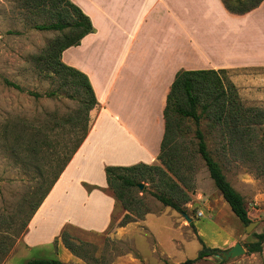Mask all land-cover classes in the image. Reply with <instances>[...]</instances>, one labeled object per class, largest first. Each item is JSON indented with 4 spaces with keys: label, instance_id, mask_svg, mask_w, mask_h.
I'll use <instances>...</instances> for the list:
<instances>
[{
    "label": "rangeland",
    "instance_id": "374dc122",
    "mask_svg": "<svg viewBox=\"0 0 264 264\" xmlns=\"http://www.w3.org/2000/svg\"><path fill=\"white\" fill-rule=\"evenodd\" d=\"M55 13L38 0H0V264H25L40 259H57L62 264H264V242L260 253H247V246L257 241L253 235L264 232V151L259 145L260 130L249 135L247 140L251 143L242 150L228 147L229 134L221 132L209 120H201L199 126L212 158L220 165L227 182L243 198L251 223H257L246 234L245 227L214 188L196 153L197 127L191 120H181L176 115L172 117L173 142L185 164L182 177L189 199L183 206V214L157 202L152 197L155 186L138 182L128 197L133 204L140 203L144 207L147 214L142 220L119 228L117 225L126 213L116 203L112 226L102 233L64 227L67 237L79 249V258H70L69 252L56 250V239L48 248L24 246L22 236L31 220L32 208L58 168L59 153H65L63 144L66 143L69 150L70 140L75 139L60 125L79 109L76 99L68 97L72 91L61 90L59 82L42 74L35 63V58L51 41L66 33L34 29L56 22ZM220 78L224 87L231 84L230 73ZM4 80L18 85L22 92L6 87ZM234 88L244 108L264 111L259 107L264 104L256 103L253 96L242 98ZM51 92L55 96L47 98L45 95ZM29 93L40 98L31 97ZM97 112V108L89 112V128ZM36 132L40 135L33 138ZM38 173H43L44 180L38 178ZM139 184L142 190L138 189ZM104 192L110 196L106 190ZM36 234L40 237L39 232ZM31 235H34L32 231ZM236 244L243 247L244 256L223 261L214 253L193 262L203 246L226 252Z\"/></svg>",
    "mask_w": 264,
    "mask_h": 264
},
{
    "label": "crops",
    "instance_id": "0c3cea01",
    "mask_svg": "<svg viewBox=\"0 0 264 264\" xmlns=\"http://www.w3.org/2000/svg\"><path fill=\"white\" fill-rule=\"evenodd\" d=\"M70 2L93 32L66 50L62 62L87 77L98 112L29 221L22 236L27 249L57 241L56 250L68 252L58 239L67 225L107 230L115 202L104 192V169L159 165L163 111L177 73L225 71L242 98L264 104V2L243 16L230 15L220 0Z\"/></svg>",
    "mask_w": 264,
    "mask_h": 264
},
{
    "label": "trees",
    "instance_id": "16d2710c",
    "mask_svg": "<svg viewBox=\"0 0 264 264\" xmlns=\"http://www.w3.org/2000/svg\"><path fill=\"white\" fill-rule=\"evenodd\" d=\"M38 1L43 7L48 6L56 12V22L36 26L34 29L39 32L62 33L66 31V33L60 38L51 41L43 53L35 58V63L41 73H46V76L50 75L52 80L59 82L61 90L72 91V95L68 97L73 101L76 99L79 109L73 112L69 119L60 125L63 129L67 128V133L74 135L75 139L70 140L72 147L69 150L67 144H63L62 150L65 153H59L61 156L58 157V168L56 166L57 170L52 175V179L50 178L39 202L32 208L31 218L86 139L90 130L88 127V114L98 106L87 77L62 62V54L66 50L75 48L85 36L93 32L91 23L69 0ZM220 1L224 9L233 16L246 15L257 9L264 2V0ZM224 74H226L225 71H181L177 73L170 87L163 111L164 134L157 157L159 165L138 164L125 168L106 167L104 169L106 191L114 200L115 205L116 203L119 204L126 213L117 225L119 228L136 220H142L147 214L140 203L133 204L131 198L128 197V194L130 195V192L136 189L138 182H146L155 186L156 189L152 193V197L163 207L177 213H184L183 206L189 202V199L186 195L185 179L182 177L185 164L173 142L174 128L172 117L174 115L178 119L191 120L195 124L197 127L195 131L196 153L204 164L214 188L241 225L246 228L251 224L243 198L227 182L220 165L210 154L204 134L199 129L201 120H209L213 126L219 127L221 132L229 134L230 140L226 141L228 147H241L242 150H246V145L251 143L250 140H247L249 135L253 131L260 130L259 145L264 151V111L255 108H244L239 101L234 86L230 83L227 87L223 86L220 75ZM3 84L15 91L22 92L18 85L7 80H4ZM29 96L40 98L39 95L32 93H29ZM45 96L47 98L53 97L55 93L51 92ZM52 130L53 128H48L49 132ZM39 133H34L32 137L36 138L40 135ZM77 134H80V136L76 137ZM42 144L46 145L45 141ZM48 146L49 143L47 144ZM33 162L37 166V161ZM36 170L39 171L38 167H36ZM46 176L49 177L50 174ZM38 178L44 180L43 173H38ZM94 189L97 188L87 187V191ZM109 226H112V218ZM253 236L256 237L257 241L247 246L248 254L260 253L264 242V232L261 235ZM58 239L72 256L79 258V249L67 237L66 228L62 230ZM216 252V250L206 249L203 246L193 262L209 258ZM25 264L62 263L57 259H40L31 260Z\"/></svg>",
    "mask_w": 264,
    "mask_h": 264
},
{
    "label": "water",
    "instance_id": "95a60500",
    "mask_svg": "<svg viewBox=\"0 0 264 264\" xmlns=\"http://www.w3.org/2000/svg\"><path fill=\"white\" fill-rule=\"evenodd\" d=\"M142 188H143V186L139 184L138 189L142 190ZM183 217L187 219V217L185 215ZM256 225H257V223L249 224L245 228V233L249 234L256 227ZM216 254H217L216 257L222 259L223 261H229V260L244 256L246 254V252L240 244H236L234 247H232L228 251H226V252L217 251Z\"/></svg>",
    "mask_w": 264,
    "mask_h": 264
}]
</instances>
